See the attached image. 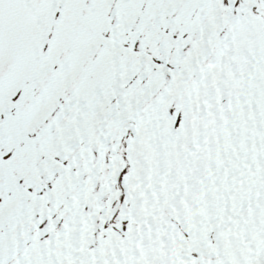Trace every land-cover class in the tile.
Masks as SVG:
<instances>
[{"label":"snow or ice","instance_id":"snow-or-ice-1","mask_svg":"<svg viewBox=\"0 0 264 264\" xmlns=\"http://www.w3.org/2000/svg\"><path fill=\"white\" fill-rule=\"evenodd\" d=\"M0 264H264V0H0Z\"/></svg>","mask_w":264,"mask_h":264}]
</instances>
